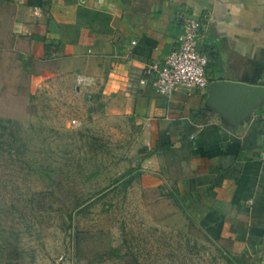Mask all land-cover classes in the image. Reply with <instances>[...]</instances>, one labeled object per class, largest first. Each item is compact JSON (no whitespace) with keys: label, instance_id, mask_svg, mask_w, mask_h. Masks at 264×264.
<instances>
[{"label":"crops","instance_id":"crops-1","mask_svg":"<svg viewBox=\"0 0 264 264\" xmlns=\"http://www.w3.org/2000/svg\"><path fill=\"white\" fill-rule=\"evenodd\" d=\"M16 48L52 64L76 94L106 95L133 129L142 188L244 264H264V163L257 112L231 133L202 108L207 88L157 95L145 65L161 62L181 19H201L205 78L264 85V0H0ZM131 41L134 45H131ZM44 44L48 46L44 49ZM40 77L35 78V86ZM37 81V82H36Z\"/></svg>","mask_w":264,"mask_h":264},{"label":"rangeland","instance_id":"rangeland-1","mask_svg":"<svg viewBox=\"0 0 264 264\" xmlns=\"http://www.w3.org/2000/svg\"><path fill=\"white\" fill-rule=\"evenodd\" d=\"M10 20L0 6V264L236 259L190 226L162 187H141L129 123L109 114L106 95L76 94L48 75L49 61L26 58Z\"/></svg>","mask_w":264,"mask_h":264},{"label":"built area","instance_id":"built-area-1","mask_svg":"<svg viewBox=\"0 0 264 264\" xmlns=\"http://www.w3.org/2000/svg\"><path fill=\"white\" fill-rule=\"evenodd\" d=\"M201 19L183 17L180 32L170 52L161 62H151L143 68V78L150 79L154 92L162 97H168L174 90H203L208 82L205 78L206 57L199 53L197 46L200 40ZM131 45L134 42L131 41ZM262 138L259 159L264 163V106L256 115Z\"/></svg>","mask_w":264,"mask_h":264},{"label":"water","instance_id":"water-1","mask_svg":"<svg viewBox=\"0 0 264 264\" xmlns=\"http://www.w3.org/2000/svg\"><path fill=\"white\" fill-rule=\"evenodd\" d=\"M263 106L264 85L220 80L208 83L202 108L221 127L236 133L246 127Z\"/></svg>","mask_w":264,"mask_h":264},{"label":"trees","instance_id":"trees-1","mask_svg":"<svg viewBox=\"0 0 264 264\" xmlns=\"http://www.w3.org/2000/svg\"><path fill=\"white\" fill-rule=\"evenodd\" d=\"M48 46L46 44H44V49H47ZM128 181H124V184H126ZM190 226L195 227L191 222H188ZM73 240H74V245L75 248H77L78 246V240H77V235L76 233H74L73 235ZM77 254V253H76ZM75 254V256L77 257V255ZM226 263L227 264H244L243 261L241 259H226Z\"/></svg>","mask_w":264,"mask_h":264}]
</instances>
